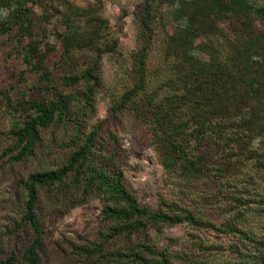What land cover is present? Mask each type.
Wrapping results in <instances>:
<instances>
[{"label": "rangeland", "instance_id": "rangeland-1", "mask_svg": "<svg viewBox=\"0 0 264 264\" xmlns=\"http://www.w3.org/2000/svg\"><path fill=\"white\" fill-rule=\"evenodd\" d=\"M140 1L0 0V260L13 252L15 264H24L21 251L30 236L26 228L12 232L24 198L17 180L36 171L60 168L84 134L94 129V162L107 173L119 172L137 205L154 211H180L191 215L194 223H146L142 231L129 236L107 230L106 238L108 226L101 220L100 197L89 193L83 202L72 204L79 194L74 187L39 189L35 211L43 233L38 264H130L111 253L138 242L150 246L153 253L148 255L163 251L168 264H264V125L249 132L240 121L230 124L226 128L233 127L230 142L224 138L222 127L227 124L220 115H208L211 128L203 131L196 127L197 114L189 118L184 110L168 121L162 113L168 118V111H176L174 103L185 95L181 83L184 65L176 63L185 54L171 44L172 35H186L182 50L187 54L218 55L223 60L232 52V45H242V39L249 36L264 43V0H248L245 17L225 10L232 0H221L223 7L213 12L208 9L196 19L200 30L193 39H188L183 18H177L175 12L185 0H157L151 25L142 29ZM24 6L29 11H23ZM19 16L28 19L26 30L46 54L43 63L52 87L42 88L38 74L22 60L26 41L19 38H25L20 24L25 21ZM67 18L94 23L99 47L95 55L74 51L71 63L64 65L59 59L57 34L64 31L61 21ZM84 69H92L97 77L90 105L80 93L85 86L80 78ZM234 71L231 68L236 75ZM69 75L73 79L67 84L64 78ZM247 80L248 75L243 77L242 87L236 88L235 99L227 104L242 102L250 113L247 118L254 119L264 112V89L260 82L263 100L248 99L255 86H248ZM57 93L72 96L70 114L78 115L79 129L54 122L39 128L32 153L10 165L1 152L11 146L12 132L33 114L18 108V102H48ZM227 115L231 120L240 112L230 109ZM172 140L193 152L195 166L202 163L204 171L197 178H191L176 160ZM98 245H102L100 252L94 249Z\"/></svg>", "mask_w": 264, "mask_h": 264}, {"label": "trees", "instance_id": "trees-1", "mask_svg": "<svg viewBox=\"0 0 264 264\" xmlns=\"http://www.w3.org/2000/svg\"><path fill=\"white\" fill-rule=\"evenodd\" d=\"M156 1H140L138 22L141 29L151 25L152 15L156 10ZM221 4V0H185L184 3H181L175 12L177 18H183L185 25L182 28H185L186 33H189L188 39H193L198 34L196 30L199 28L195 24L196 19L200 16L201 18L205 16L208 13V9L212 11L215 8L223 7L224 5ZM228 4L229 7L226 8V5L223 10L226 8L225 10L231 13L235 12L236 15H242L243 17L250 9L248 0H232ZM23 11H29V9L24 6ZM19 17L25 21V23L20 24L26 38L19 37L20 40L26 41L21 54L22 60L38 74L37 80L41 83L42 88L52 87L50 85L49 71L43 63L46 54L40 50L36 38L32 37L30 32L26 30L29 25L28 19L22 16ZM97 21L100 20L98 19ZM61 22H63L65 27L63 32L57 34L60 37L59 59L61 63L64 65L71 63L73 52L77 50L89 51L95 55L99 47V42L95 39L96 36H99V30L94 23L89 24L86 22L82 24L69 18ZM243 27L247 28L248 25H243ZM185 36L182 37L180 33H175L171 37V44L176 45L178 53L181 51L185 54L183 58L181 56L177 57L178 60L176 61V63L184 65L181 83L185 95L179 103H174L176 111H168L169 119L166 112L162 111L166 120L171 121L172 116L185 110L186 116H189V118H193L194 114H197L196 127L198 130L204 131L211 128V123L206 119L207 116L213 115V118H215L220 115V117L224 118L223 124H227L222 127L224 138H228L230 142H232L233 137L229 135V131L233 127L226 129L230 124L240 121L239 124L243 123V128L249 132L260 130L261 126L264 125V112L261 111L258 114L260 115L258 118L254 117L253 119L251 117L248 119L247 114L250 113L246 109V105L240 102L236 106H230L227 102L235 99L236 95H234V92L236 88L242 87L241 81L247 75L246 84L255 86L250 90L248 99L255 97L256 100H263V96L260 94V88L263 86L264 89V43L262 39H257V36H249L246 39H242V45L240 43L232 45L233 54L230 51L229 56L227 55L225 59L220 60L218 55L204 58L203 55L205 53H200L197 56L185 53L182 50L187 39ZM255 57L257 58L253 62ZM250 60L252 61L249 63ZM231 68L235 70L236 75L231 74ZM249 70H251V73ZM240 71H244V74L240 73ZM260 77H263L261 81ZM71 78L73 79V76L69 75L64 80L68 84ZM80 78L85 84L80 92L81 98L85 100L86 105H90L88 101L95 91L97 77H93L92 69H84L80 73ZM141 84L142 82L139 83V87ZM170 99L169 96L167 100L170 101ZM72 100V96L65 93H57L48 102L20 100L17 104L18 108L30 109L33 114L27 115L23 119L21 126L12 132L11 146L4 148L1 152L2 156H6V161L12 165L29 156L38 139L39 128L45 127L51 122L69 123L73 129L78 130L80 126L78 115L70 114ZM230 109L239 110L240 116L230 120L229 115H227ZM95 135L96 131L94 129L84 134L81 143L69 154L65 164L60 168L36 171L26 175L23 179L17 180L16 187L18 186L24 191V198L21 201L18 219L13 223L12 232L16 233L21 228H26L30 232V236L21 251V259L24 264H38L39 254L42 251L41 236L43 231L35 211L37 190L39 189L58 190L63 186L66 188L74 187L79 190V194L76 195L72 204L83 202L89 193L92 196L100 197L103 201L101 220L103 224L108 226L104 234L106 238L109 236L107 230L112 235L129 236L133 231H142L146 223L165 224L183 221L194 223L191 215L180 213V211H154L137 205L125 187L121 174L119 172L107 173L94 162L91 153ZM181 138L177 139L179 143H181ZM178 142L172 140L170 143L176 160L187 169V174L191 178H197L204 171L202 163L200 162L195 166L196 161L193 157V152L185 151ZM127 242H129L128 239ZM126 245L128 246L129 244L127 243ZM95 248L100 252L102 245L95 246ZM91 253H87V255ZM152 253L153 251L149 245L138 242L133 244L132 247L116 249L111 254L124 258L126 261L129 260L130 264H168L163 251L155 250L154 256L148 255ZM15 262L16 257L13 252H8L7 256L0 260V264H15Z\"/></svg>", "mask_w": 264, "mask_h": 264}]
</instances>
